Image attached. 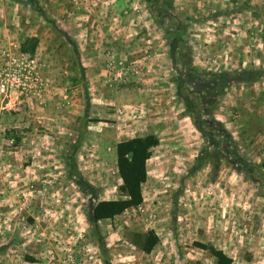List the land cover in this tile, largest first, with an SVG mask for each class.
Segmentation results:
<instances>
[{
  "label": "rangeland",
  "instance_id": "obj_1",
  "mask_svg": "<svg viewBox=\"0 0 264 264\" xmlns=\"http://www.w3.org/2000/svg\"><path fill=\"white\" fill-rule=\"evenodd\" d=\"M156 2V9L146 0L136 10L141 21H153L147 37L161 42L158 48L166 54L161 60L151 54V76L148 60L121 55L118 45H102L100 77L89 76L82 54L75 63L80 72L60 77L68 83L60 88L62 112L72 106L69 92L77 95L84 81L93 84L90 98L100 90L107 101L101 108L91 107V122H76L82 147L71 171L62 162L54 164L59 158L51 151L53 141L46 150L50 156L35 152L25 159L27 171L9 172L12 181L0 188V264H216L195 246L198 242L223 250L233 264H264V0ZM23 10L29 30L53 35L39 14ZM171 17L187 26L188 53L180 42L172 52ZM94 34L104 36L103 31ZM109 37L129 38L126 44L131 38H146L135 30L123 34L116 26ZM146 42L140 48L148 47ZM58 52L68 58L64 45ZM31 56L48 80L49 98L53 82L45 73L48 60ZM252 71L263 73L255 81L248 74ZM182 96L203 113L206 98L216 100L214 117L249 163L252 178L244 166L231 162L221 145L211 143L222 133L206 124L204 134L197 130ZM148 134L157 135L160 145L148 164L144 203L120 216L91 221L97 203L121 198L117 142ZM20 142L10 139L5 147L11 150ZM199 159L203 165L190 175ZM133 231H155L160 244L146 254L129 243Z\"/></svg>",
  "mask_w": 264,
  "mask_h": 264
},
{
  "label": "crops",
  "instance_id": "obj_2",
  "mask_svg": "<svg viewBox=\"0 0 264 264\" xmlns=\"http://www.w3.org/2000/svg\"><path fill=\"white\" fill-rule=\"evenodd\" d=\"M38 1L47 13L49 20L43 18L25 3L0 0V54L6 50L7 52L31 55L23 53L21 51L22 46L29 39H37V46L33 54L48 60L49 65L45 69V73L53 82V89L45 105H41L34 100H24L21 113L5 111L3 108L4 102L0 98V188L5 186L6 182L12 181L10 180L11 173L20 172L23 168L24 171H27L25 159L29 155L33 157L36 152L37 156L40 155L44 158L50 156L46 150L51 148L50 144H53V141L55 149L53 147L51 151L53 156L59 158L54 159V164L62 162L64 167L70 171L73 169V164L75 168L73 157L78 149L82 147V138L76 128V122L81 118L87 123L91 122L89 113L91 107L101 108L100 103L107 101V97L105 98L100 90L96 98H90L92 97L91 85L93 84L89 80V82L84 81L82 83L81 90L77 86V95H73L74 91L72 90V92H69V96L73 101L71 108L66 110L65 113L60 110L58 106L61 104L62 99L60 88L68 83L59 81V79L65 72L70 76L75 75L76 71L80 72V68H75L77 66L75 63L81 57V54L86 62L85 65L89 66L87 69L89 76L94 77H100L104 65L101 61L104 52L100 47L102 45L103 47L118 45L121 55L141 58L143 61L148 60L150 63H148L146 71L149 72V76H151V54L155 60L166 57L163 52L164 49L158 48L161 42H156V38L153 39L151 36L147 37L148 34H151L148 33V30L150 31V27L155 26V24L153 21H141L140 19L143 16H140V11H136L146 5V0ZM25 8L27 11L30 9L32 12L39 14L45 20V24L50 26L53 35L45 36V33H39L40 29L36 30L35 33L34 30H29L27 19L23 17V9ZM50 12L57 14L60 19L50 17L48 14ZM81 21L82 24H79ZM64 23L66 26L63 25ZM114 26L122 30L123 34L124 31L132 32L135 30L143 33V37L146 38H131L130 42L126 44L129 38L109 37L110 30ZM81 29L84 34L81 33ZM101 31H103L104 36L94 34ZM145 40L148 41L146 44L149 46L140 48L141 41ZM151 41L155 45L153 48H151ZM61 45H64L67 50V59H64L63 55L58 52V47ZM143 45L145 44L143 43ZM48 46L53 47L48 48ZM84 72L86 71L84 70ZM95 103H99V105H95ZM17 138L20 139V144L11 150L5 147L9 144L10 139L15 140ZM131 138L135 137L129 139ZM24 144L27 145L26 148ZM31 167H35V164Z\"/></svg>",
  "mask_w": 264,
  "mask_h": 264
},
{
  "label": "trees",
  "instance_id": "obj_3",
  "mask_svg": "<svg viewBox=\"0 0 264 264\" xmlns=\"http://www.w3.org/2000/svg\"><path fill=\"white\" fill-rule=\"evenodd\" d=\"M11 2L27 4L37 11L43 18L49 20L47 13L41 6L38 0H10ZM151 3L153 9L157 7V0H147ZM168 14V12H165ZM175 21L174 36L175 39L171 43L172 52L177 50L179 42L182 47L186 49L188 53L190 46L186 39L187 26L174 17H171ZM38 40L35 38L27 40L22 46L21 51L23 53L33 54L37 46ZM173 59L175 56L173 55ZM263 72L252 71L248 74L252 75L251 79L258 80ZM249 78V80H251ZM234 80H237L234 78ZM238 81V80H237ZM183 102L186 105L187 111L191 114L195 120V126L198 131H203V126L206 124L208 129H215L222 133L223 137L219 140L211 139V143L214 145H221L222 150L227 154L231 162L236 165L245 167V172L252 178L253 170L249 166L247 160L238 154V150L235 149V143L233 142L230 134L223 128V125L218 122L213 114V108L217 102L210 97L206 98V104L208 108L204 113L201 112L199 106H197L189 97L182 96ZM207 119L204 120V119ZM160 145V140L155 134H148L142 137H135L131 139H123L117 143L115 151L117 157V170L118 175L122 181V185L119 188L120 196L118 200L100 202L97 203L90 214L91 221L97 223L101 218H114L120 216L131 209H137L144 203V186L148 182V164L153 156V150ZM204 159H199V165L190 170V175H194L203 165ZM73 163V162H72ZM74 168V164L73 167ZM77 177L80 174L77 172ZM76 177V176H75ZM79 181H84L79 180ZM82 182H79V184ZM85 187V188H84ZM90 188L89 191H93L94 188L87 184ZM82 191L86 189V186L81 185ZM100 246L102 253L107 258L108 252L105 243L100 239ZM128 241L135 248L140 251L151 254L157 246L160 244V238L155 231H133L128 234ZM195 246L203 251L208 252L216 259V264H233L234 259L228 256L223 250L214 247L213 245L196 243Z\"/></svg>",
  "mask_w": 264,
  "mask_h": 264
},
{
  "label": "built area",
  "instance_id": "obj_4",
  "mask_svg": "<svg viewBox=\"0 0 264 264\" xmlns=\"http://www.w3.org/2000/svg\"><path fill=\"white\" fill-rule=\"evenodd\" d=\"M49 89L48 80L31 55L0 54V98L5 111L21 113L24 100L43 105Z\"/></svg>",
  "mask_w": 264,
  "mask_h": 264
}]
</instances>
